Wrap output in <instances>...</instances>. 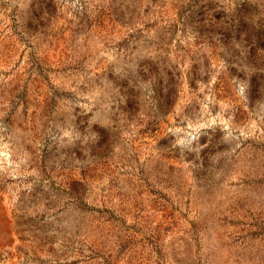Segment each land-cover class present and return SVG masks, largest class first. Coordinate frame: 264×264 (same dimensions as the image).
I'll list each match as a JSON object with an SVG mask.
<instances>
[{
  "label": "rangeland",
  "instance_id": "374dc122",
  "mask_svg": "<svg viewBox=\"0 0 264 264\" xmlns=\"http://www.w3.org/2000/svg\"><path fill=\"white\" fill-rule=\"evenodd\" d=\"M0 264H264V0H0Z\"/></svg>",
  "mask_w": 264,
  "mask_h": 264
}]
</instances>
